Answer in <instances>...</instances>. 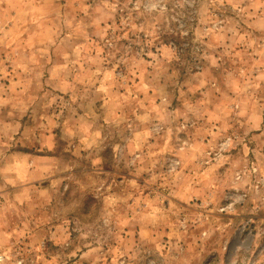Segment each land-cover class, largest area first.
Segmentation results:
<instances>
[{
	"label": "rangeland",
	"instance_id": "obj_1",
	"mask_svg": "<svg viewBox=\"0 0 264 264\" xmlns=\"http://www.w3.org/2000/svg\"><path fill=\"white\" fill-rule=\"evenodd\" d=\"M0 264H264V0H0Z\"/></svg>",
	"mask_w": 264,
	"mask_h": 264
},
{
	"label": "trees",
	"instance_id": "obj_2",
	"mask_svg": "<svg viewBox=\"0 0 264 264\" xmlns=\"http://www.w3.org/2000/svg\"><path fill=\"white\" fill-rule=\"evenodd\" d=\"M161 38H165L166 40L164 41V46H166V47H172L173 48V46H176V45H179V38L180 37H178V39H176L175 37H171L172 38V40H167L168 39V37L166 36V35H164L163 37H152V38H147V40L149 39V45L148 46H151V44H153L154 45V43H156V44H159V40L161 39ZM152 40H154L153 42H151ZM146 41V40H145ZM172 43V44H171ZM149 48V47H148ZM152 50H154V47H152L151 48Z\"/></svg>",
	"mask_w": 264,
	"mask_h": 264
},
{
	"label": "crops",
	"instance_id": "obj_3",
	"mask_svg": "<svg viewBox=\"0 0 264 264\" xmlns=\"http://www.w3.org/2000/svg\"><path fill=\"white\" fill-rule=\"evenodd\" d=\"M54 76H55V75H54ZM54 76L51 75V80H53V83H56V84L58 83V84H59V82H57V80H56L57 77H54ZM55 89H56V88H55ZM56 90H58V89H56ZM34 158H35V159H34L33 162H34L35 164H39V163L42 164V161H41V160H39L37 157H34ZM36 167H37V166H36ZM37 169H38V167H37Z\"/></svg>",
	"mask_w": 264,
	"mask_h": 264
}]
</instances>
